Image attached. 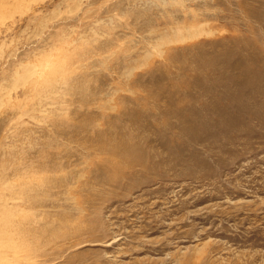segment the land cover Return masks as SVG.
<instances>
[{
    "label": "rangeland",
    "instance_id": "1",
    "mask_svg": "<svg viewBox=\"0 0 264 264\" xmlns=\"http://www.w3.org/2000/svg\"><path fill=\"white\" fill-rule=\"evenodd\" d=\"M0 4V264H264V0Z\"/></svg>",
    "mask_w": 264,
    "mask_h": 264
},
{
    "label": "bare ground",
    "instance_id": "2",
    "mask_svg": "<svg viewBox=\"0 0 264 264\" xmlns=\"http://www.w3.org/2000/svg\"><path fill=\"white\" fill-rule=\"evenodd\" d=\"M1 1H2V0H0V2H1ZM5 1H6V0H5ZM0 5H1V4H0ZM194 33H195L194 31H189V32L185 35V37L187 38V37H189V36H192V38H193V37L195 36ZM182 34H183V33H182ZM182 34L180 33V34H178V36H177L179 41H181V40H180L181 38L179 39V37H180V36L182 37ZM193 35H194V36H193ZM183 36H184V35H183ZM182 40H183V39H182ZM179 41H178V42H179ZM174 42H177V41H174Z\"/></svg>",
    "mask_w": 264,
    "mask_h": 264
}]
</instances>
